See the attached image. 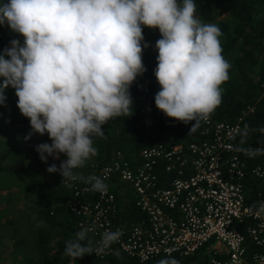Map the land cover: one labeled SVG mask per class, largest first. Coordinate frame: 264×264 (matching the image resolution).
<instances>
[{"label":"clouds","instance_id":"1","mask_svg":"<svg viewBox=\"0 0 264 264\" xmlns=\"http://www.w3.org/2000/svg\"><path fill=\"white\" fill-rule=\"evenodd\" d=\"M196 12L194 0H0V25L24 38L23 44L12 39L0 54V105L6 101L5 89L14 88L17 107L30 120L26 139L47 133L52 141L37 145L40 159L67 157L59 168H47L60 173L64 186L79 180L93 192H107L104 179L75 170L98 155L93 137L106 139L103 125L132 116L130 89L146 72L145 27L161 34L155 43L156 107L183 124L195 121L194 133L221 106L231 69L223 56V33ZM252 131L264 134V128L247 124L238 131L237 151L250 158L264 155V146L243 147ZM88 231L66 241L63 257L102 256L121 236L106 230L93 245ZM157 264L179 261L169 253Z\"/></svg>","mask_w":264,"mask_h":264},{"label":"built area","instance_id":"2","mask_svg":"<svg viewBox=\"0 0 264 264\" xmlns=\"http://www.w3.org/2000/svg\"><path fill=\"white\" fill-rule=\"evenodd\" d=\"M260 86L264 90V80ZM254 110L249 105L239 121ZM204 123L209 139L201 143L159 142L134 160L117 151L106 163L94 156L75 170L108 185L102 195L82 181H69L67 206L77 227L89 230L93 245L106 230L121 233L102 256L94 254L99 260L122 253L140 264H157L170 253L179 264H196L189 259L204 250L210 264H264V197L260 192L250 201L245 182L250 174L264 184V162L249 168L248 156L237 151L240 122L211 117ZM249 146L259 148L264 140L243 145ZM128 203L144 214L132 224L123 219Z\"/></svg>","mask_w":264,"mask_h":264},{"label":"trees","instance_id":"3","mask_svg":"<svg viewBox=\"0 0 264 264\" xmlns=\"http://www.w3.org/2000/svg\"><path fill=\"white\" fill-rule=\"evenodd\" d=\"M194 3L197 9L196 15L204 22L214 23L218 10L224 4L227 5L233 19V22L221 21L216 24L223 33L220 38L223 56L230 62L231 69L230 80L222 86L223 102L211 116L213 121L240 122L243 126L249 125L253 130L264 128V90L260 86L264 80V0H194ZM10 32L11 29L6 24L0 25V51L6 46ZM143 34L145 42L149 45L143 52L146 72L137 78L130 89L133 106L140 108V111H133L130 117L120 116L109 120L102 126L106 139L93 137L94 146L98 149V155L95 157L101 163L110 161L117 151H122L128 160H134L144 147L159 142L187 146L209 139V136L203 134L206 127L204 122H201L194 133H190L195 121L183 124L167 117L156 107L155 95L160 85L155 77L157 63L154 45L161 38V34L158 29L152 30L147 27L144 28ZM4 95L7 97L5 91ZM249 105L255 106L254 113L248 114L239 121ZM4 111L5 104L0 105V117L3 119ZM29 122L26 117L21 120V123ZM239 139H241L240 135ZM261 140H264V134L252 131L246 143ZM65 159L67 157L64 154H61L59 159L50 156L45 163L40 159L36 148L25 150L20 147L15 166L6 167L0 163V174H19L26 177L28 186L33 192L34 198L30 209L35 212L41 225L36 230L35 264H55L49 252L54 229L62 230L63 235L57 243L62 252L66 241L74 239L75 234L81 231L76 224L77 218L68 210L70 188L62 184L63 177L59 172L47 171L52 164H56L59 168ZM247 160L250 168L263 163L264 155L247 157ZM245 182L250 201H254L260 192L264 197L263 183L252 178L250 174L247 175ZM123 215V219L132 224L144 214L134 206V203H128ZM74 260L78 264H140L136 258L122 253L109 257L105 262L94 254ZM189 260H196V264H210L208 254L204 253V250ZM144 264H154V262Z\"/></svg>","mask_w":264,"mask_h":264},{"label":"rangeland","instance_id":"4","mask_svg":"<svg viewBox=\"0 0 264 264\" xmlns=\"http://www.w3.org/2000/svg\"><path fill=\"white\" fill-rule=\"evenodd\" d=\"M221 21L233 22L226 4L218 10L214 24ZM12 39H19L23 44L24 38L11 30L4 48L10 47ZM2 52L3 50L0 54ZM154 53L157 63L158 51L155 45ZM2 80L3 78H0V83ZM5 92L7 95L5 116L4 119L0 117V163L6 167H12L15 166L20 147L28 150L42 143L50 144L52 141L47 133L44 135L34 133L26 139L32 132L30 122L21 123L24 116L17 107L18 97L15 95V89L9 86ZM133 111H140V108L133 106ZM33 198V192L28 186L26 177L19 174H0V264H35L36 230L40 220L30 209ZM62 235L61 228L53 230V237L49 244L50 255L55 264H78L74 259L63 257V252L59 250L57 243Z\"/></svg>","mask_w":264,"mask_h":264}]
</instances>
